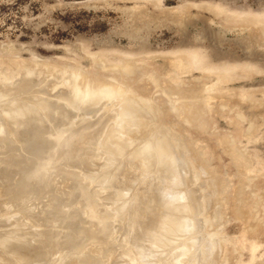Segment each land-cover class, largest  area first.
Here are the masks:
<instances>
[{
	"label": "rangeland",
	"instance_id": "rangeland-1",
	"mask_svg": "<svg viewBox=\"0 0 264 264\" xmlns=\"http://www.w3.org/2000/svg\"><path fill=\"white\" fill-rule=\"evenodd\" d=\"M178 56L184 62L181 67H175L171 63V59ZM54 67L62 73H52ZM43 69L49 70L50 75ZM37 72L41 73L39 77L42 85L38 84L25 92L29 87L25 86L29 80H34L36 76L38 78ZM79 72L81 77L91 80L92 85L104 79L111 85L113 83L129 87L134 95L145 99L154 108L153 114L149 109L143 111L150 112L154 119L125 132L132 143L115 162L110 163L112 153L106 148V141L110 132L119 127L112 129L108 125L105 128L111 118L105 126L96 123L104 112L116 110L114 102L121 97L120 92L110 97L99 96L98 99L107 98L106 102L110 100L114 103L103 104L100 110L98 107L95 110L96 106L86 102L77 113H68L71 109L65 98L75 93L69 92L68 84L71 79L74 81V74L79 75ZM0 77L3 78L0 79V89L4 88L8 92L0 105L1 112L16 100H13L15 95L17 98L20 96V99L29 97L35 100L39 95L36 107L27 116L30 123L23 117L6 120L9 129L5 131V127L4 132H1V128L0 133L5 136L0 134V140L7 135L6 139L13 137L11 140L19 141L32 130L41 131V128L30 127L33 120L41 117L47 119L44 121L50 127L60 125L53 128L55 130L52 127L47 129V133L53 135V139L61 136L63 141L68 138L69 141L79 139V134H73L84 124H87L85 129L91 125V130L105 128L99 140L101 142L95 149L100 156H95L88 164L80 162L81 171L75 167L68 168L80 177L78 185L75 184L73 188L74 192L66 197V201L53 204L50 193L46 191L36 200L30 199L31 195L27 194L22 199L26 206L23 207L25 215L40 219V209H44V219L37 221L39 226L36 229L41 232L39 235L42 236L44 245H47V249L42 248L41 242L37 245L42 248L38 251V254L42 253V257L48 255L46 252L54 253L67 246L81 250L91 244L92 240V244L102 255L110 251L116 253L117 249L136 248L141 258L135 259V264H196V256L200 257L197 264H264V0H0ZM91 82L89 81V86ZM60 84L63 88L68 87L67 92L62 90ZM45 99L46 103L43 101ZM40 106L43 108H39ZM13 107L17 108V105ZM51 108L57 114L50 112ZM89 111L96 113L84 114ZM62 114L67 117L63 118ZM79 116L83 118L77 120ZM67 118L73 123L62 124ZM4 122L5 120L2 123ZM157 125H164V133L169 139L170 135H176V140L180 141L181 138V141L183 139L188 143L189 149L192 148L187 152L185 150V154L183 152L186 158L183 183L187 192H190L189 200L192 199L197 208L188 211L187 215L194 216L203 223L198 230L199 241L193 244L195 251H184V244L189 243L194 229L166 232L162 228L170 226L168 219H163L164 223L156 225V219L152 218L144 226L141 225L143 198L164 186L166 165L159 163L161 165L157 164L153 168L146 165L141 155L128 156L127 152L133 147L141 149L142 145L139 143L152 132L149 129ZM60 127L71 129L58 135V131H63ZM8 130H12V133ZM13 131H21V135L15 137ZM172 139L170 147L175 158L178 151L174 147L175 140ZM73 145L70 149L68 146L62 147L61 156L58 153L60 157H57L61 160L55 158L56 162L52 163L48 161L49 155L47 163L38 167L44 173V177L40 178L45 181H42L45 188L47 184H54L60 190H65L64 181H68L69 177L64 176L63 181L57 175V172L66 171L63 168L57 170L60 162L69 160L70 164H74L73 162L89 159L88 153L93 150L92 147L87 145L90 150L83 148V159L82 152H72ZM66 149L68 154L61 158ZM2 152L0 150V156ZM194 159L198 163H204L200 170L205 171L198 174V181L190 164ZM20 174V171L14 173V183L18 181ZM155 174H158L157 177ZM209 175H212L211 178ZM85 179L88 183L85 182L84 185ZM209 183H212L209 193L214 194L206 197L207 191H202ZM0 189H5L0 196V204L4 202L2 207L5 211L8 209L7 219L9 218L8 223L0 224V233H6L9 229L12 230L15 217L23 214L24 209L18 207L21 201L12 199L14 196L10 195L9 190L6 192L2 183ZM107 194L109 200L103 199L101 202L100 196L105 197ZM200 198L205 199L202 201ZM213 199L218 201L214 200L213 203ZM198 202L202 203L201 206ZM82 204L86 213L81 214ZM212 204H216L214 210L220 214L212 212ZM58 206L65 207L62 214L50 215ZM102 209L118 211L119 217L114 216L116 214L113 211L111 215L100 213ZM77 212L79 216L76 215ZM206 219H211L212 223H208ZM28 220L31 217L26 218V223H22L21 228L15 229L13 233L27 236L33 228ZM100 221L105 223V229L101 228ZM82 223L86 226L96 224L97 227L92 228L93 230L86 229L85 236L79 237L83 234L80 228ZM140 232L144 235H140ZM137 233L144 240L138 239ZM210 233L215 237H209ZM105 237L108 242H105ZM252 243L255 245L254 249ZM212 252L214 255L216 252V255L212 256ZM117 255L116 262L119 259L120 264H123L122 255ZM18 256L21 259V255L16 254ZM14 257L13 263L22 264V260L20 262L16 258V261ZM7 262L8 260H3L1 264ZM12 262L9 261V264H13Z\"/></svg>",
	"mask_w": 264,
	"mask_h": 264
},
{
	"label": "bare ground",
	"instance_id": "bare-ground-1",
	"mask_svg": "<svg viewBox=\"0 0 264 264\" xmlns=\"http://www.w3.org/2000/svg\"><path fill=\"white\" fill-rule=\"evenodd\" d=\"M171 63L173 66L175 67H181L183 66L184 62L182 60V57H176V58H172L171 59ZM45 68V66H44ZM49 68V66L47 67V69ZM42 70V69H40ZM39 71V70H38ZM43 71L45 72L46 70L43 69ZM49 71V70H48ZM48 71H46L48 73ZM64 71V70H63ZM42 72V71H41ZM43 72V73H44ZM57 72H61L60 69H57V68H53L52 69V73H55V74H58ZM38 73V72H37ZM46 73V74H47ZM64 73V72H63ZM77 73V72H75ZM39 74H40V77H41V73L39 72L38 73V78L33 80H29V83L25 86H29L28 88H26L24 91L26 92H29L34 86H37L38 84L42 85V82H41V79L39 77ZM49 74V73H48ZM66 74V73H64ZM78 74V73H77ZM77 74H74V81L72 82V79L69 81L70 84H68L69 86V92H75V93H71V95H67V97L69 98H65V101H66V104L68 105V107H70L71 111H68V113L70 112H74L77 113L76 111L78 109H80V106L83 104V103H86V102H91V105L92 106H96V109L97 110V107L99 108V110L101 109V106L103 104H109L110 102L113 103L112 101L109 100V102L107 100V98H99V96H107V97H110L112 96L114 93H118L120 92V98L118 97L117 98V101L114 102L116 103V110L113 111V112H110V111H107V112H104L101 116H100V119L97 121L96 124H99L100 126H105L107 123H108V119H112L110 120V122L105 126V128L109 125L112 129L116 128L117 126L119 127L118 129L116 130H113L110 132V135L106 141V148L109 149V151L112 153L111 154V158H110V163L112 162H115L117 160V158H119L123 153H124V149L129 147L130 144L132 143L131 142V139L129 138V136H126L125 135V132H130L131 129H135L136 127H139V125H142L144 124V122H147L149 119L153 118L152 116L154 115H151L153 114L154 112V108L152 107V105L147 102L145 99H142L141 97L139 96H136L134 95L133 91L129 88V87H124V86H121L120 84H113L112 85L102 79L100 81H98L96 84L98 86H96V84L92 85L93 82H91V80H88L87 78L85 77H81L80 75V72H79V75ZM19 75V73H18ZM44 74H42V76H44ZM50 75V74H49ZM10 76V75H9ZM17 76V75H16ZM60 78H62L61 74L59 75ZM64 76V75H63ZM48 77V76H47ZM58 77V76H56ZM6 78V77H5ZM73 78V77H72ZM0 79H3L0 77ZM43 79V77H42ZM53 82L54 80L51 79ZM50 80V88L53 87L51 86V81ZM58 80V79H57ZM4 81V80H3ZM89 81L91 82V86ZM57 82V81H56ZM55 82V83H56ZM3 83V82H2ZM61 83V82H60ZM64 83V82H63ZM87 84V86H86ZM53 85V83H52ZM62 85V84H60ZM48 86V85H46ZM90 88H89V87ZM2 87V86H1ZM0 87V88H1ZM11 87V86H10ZM20 87V85L18 86ZM66 87V86H65ZM49 88V87H48ZM62 90L65 91L66 88H63V85H62ZM87 88V89H86ZM4 89V88H3ZM1 90L0 89V105H2L1 103H3V97L6 96V94H8V92L4 90ZM8 89V88H7ZM6 89V90H7ZM52 89V88H51ZM43 90H44V87H43ZM47 90V89H46ZM39 91V90H38ZM21 92V91H20ZM67 92V90H66ZM65 92V93H66ZM127 96V97H125ZM20 97V96H19ZM17 98L16 95L15 97L13 98L16 99L13 103H11V105L9 106V108H7L5 111L1 112L0 111V130L2 128H5L8 126V122H6V120L10 119V118H14V119H18V117H23L26 121H28V115L30 114L31 115V112L34 110V108L36 107L37 103L36 102L38 100V97H37V100L33 99V98H24L23 99H20V98ZM66 97V96H65ZM44 98V97H43ZM125 98V99H123ZM9 100V99H8ZM45 103L47 102L46 99L43 100ZM6 102V100H5ZM12 102V101H11ZM141 102V103H140ZM52 103V102H51ZM75 103L77 105H75ZM113 103V104H114ZM40 104V103H39ZM57 104V103H56ZM64 104V103H63ZM144 104V105H143ZM14 105H17V108H14L13 106ZM110 107V106H109ZM39 108H43L42 106H40ZM66 109V108H65ZM106 109V107L104 108ZM103 109V110H104ZM150 110L151 114L149 113H143V111L145 110ZM58 110V109H56ZM60 110V109H59ZM58 110V111H59ZM148 110V111H149ZM142 111V112H141ZM50 112H54L53 114H55V109L51 108ZM85 113H96V111L92 112V111H89V112H84ZM57 114V113H56ZM72 114V113H71ZM73 114V115H74ZM84 114H81V115H84ZM143 114V115H142ZM145 114V115H144ZM160 114V113H159ZM33 115V114H32ZM62 117L65 118L67 117V115H63L62 114ZM83 118V116H79L77 118V120ZM3 120H5V123L4 124L2 123ZM44 120H47V119H44V118H39V119H36V121H32V123L30 124L31 126L30 127H34V128H41L42 130L41 131H30L28 132L26 135H24L21 140H11V135H10V138L11 139H6L8 138L7 135H6V140L4 142H0V150H2V155L0 156V183L3 184V186L6 187V192L9 190L11 193L10 195L11 196H14L13 198L10 196V199H18L16 201L19 202V200L21 201V203L18 205V207H26L24 206L25 203L22 202V199L24 197L25 194L27 195H31L30 196V199H33V200H36L38 199L40 196L43 195V193L46 191V192H49L50 194V197H52V201L53 204H57V203H61V202H64L66 201V197L67 196H70L71 192L73 193L74 190L73 188L75 187V184H77V181H79V177L80 175L77 176V174L70 170L71 168L70 167H75L77 169H79V171H81V166L80 165V162L81 163H87L90 162V160L92 161L95 156H100V153L99 152H96L95 149L98 148L100 142L99 140L101 139V136L105 130V128L102 130L101 129H95V130H91V126H89L88 128L85 129V127L87 126V124H84L82 125L78 132L77 133H74V135L76 134H79L81 137H79V139H75L74 141L70 139V141L67 139H65V141H63V138L61 136H58L55 137L53 139V135L47 133V129L51 128H57L59 127L60 125H57L56 127L55 126H52L50 127V124H47ZM75 121V120H74ZM152 121V120H150ZM156 123L158 121L155 120ZM39 122V123H37ZM44 122V123H43ZM86 122V121H85ZM28 123H30V121H28ZM72 124L73 122L67 118L65 122H63L62 124ZM153 124V123H152ZM160 124V123H159ZM29 125V124H28ZM163 126L164 125H157L155 126V128H151L149 129V131L151 130L152 132L147 134L146 137L143 138L142 142L139 143L140 145H142V148H135L133 147L131 150H129L127 152V155L128 156H142L141 158L145 161L146 165L147 166H150V167H153L156 166L157 164L159 163H164L166 165V169H165V172H164V176L166 177V182L163 183V187H159L157 188L156 191L148 194L147 197L144 196L143 198V206H142V213H141V225L144 226L147 221H149V219H156L155 223L156 225H158V223L162 224L164 223L163 222V219H168V221L170 222V226L168 228H162L164 231L166 232H169V231H181V232H186V231H189V230H193L194 229V232L191 234V237H189V243H186L184 245H186L184 248V251L188 252L190 251L191 249L194 250V247H193V244L195 243H198L199 241V234H198V230L200 228V226H202V221L196 219V217L192 216H188L187 215V212L188 211H194L195 209V202L191 199L189 200L190 198V195L189 193L187 192L186 188H185V184L183 183L184 179H183V175L185 174L184 173V169L186 168V158L184 156L185 154V150L186 152L189 151L190 149L192 150V148L189 149V145L188 143H186V141H181V138H180V141L176 140V135H170V139H174L175 140V145L174 147L177 148V151H178V154L176 155L175 158L174 155H173V151L171 150L172 147H170V145H172L171 143V140L168 138V136L166 137L165 135V130L163 129ZM9 127V126H8ZM6 128L4 129L5 131H7V129L9 128ZM14 128L16 126H13ZM72 127V126H71ZM71 127H60V130H63V131H58V135H63L64 132L67 130H70ZM77 127V126H75ZM144 127V126H143ZM148 127V126H147ZM78 128V127H77ZM174 128V127H173ZM13 129V128H12ZM46 129V130H45ZM107 129V128H106ZM170 128H168L169 130ZM1 132H4V130ZM55 130V129H53ZM161 130V132H160ZM9 131V130H8ZM51 131V130H50ZM57 131V130H56ZM141 131V130H140ZM174 131V130H173ZM10 133H12V130L9 131ZM9 132L7 133L9 135ZM49 132V131H48ZM5 133V134H6ZM14 133V136L17 137V135H21V131H13ZM47 133V134H46ZM52 133V132H51ZM160 133V134H158ZM172 133V132H171ZM178 133V132H177ZM1 134V133H0ZM3 134V133H2ZM1 134V135H2ZM4 135V134H3ZM2 135V136H3ZM5 136V135H4ZM36 136H38V138H36ZM49 136H52V138H49ZM165 136V137H164ZM178 136V135H177ZM1 137V136H0ZM71 137V136H70ZM3 138V137H2ZM73 139V138H72ZM172 139V140H173ZM2 139L0 141H3ZM130 140V141H129ZM173 140V141H174ZM70 142V143H68ZM2 143V145H1ZM174 143V142H173ZM56 144H58L57 146H55ZM73 145V149H72V152H76V151H80L82 152L83 151V148H86V149H89L88 146L91 148L92 147V151L89 154V159H84L83 157V152L81 153V158H83L84 160H79V162H73L74 164H70L71 162L69 160L67 161H64V162H60L59 163V167L57 166V170H59L60 168H63L64 170L66 169V171H61V172H57V175H60L62 180H63V177H69L68 181H64V184H65V190H60L56 185L53 184L50 185V184H47L46 188H45V185H43V181L40 176H43L44 177V173L42 171H39L38 169L41 167L40 165H42V167L47 163V157L50 155V160L48 161H52L53 162H56L55 158L57 157H60V151L62 149V147H67L68 146V149H70L71 145ZM60 145V146H59ZM88 145V146H87ZM54 146H55V149H54ZM60 147V148H59ZM58 148V149H57ZM54 149V150H53ZM64 150L63 154H62V157L63 158L65 155L68 154L67 150ZM189 149V150H188ZM23 150V151H22ZM53 150V151H51ZM63 150V149H62ZM90 150V149H89ZM53 152V153H51ZM88 152V151H87ZM184 152V154H183ZM50 153V154H49ZM59 153V155H58ZM87 154V155H88ZM192 156V155H191ZM68 157V156H67ZM96 158V157H95ZM59 160H61L60 158H57ZM67 159V158H66ZM201 159V158H200ZM205 160V159H204ZM178 163H177V162ZM196 161V162H194ZM205 162V161H204ZM193 166V169L195 171L194 175L196 176L195 179L198 177V174H203V172L205 171H201L200 169H203V165L204 163L202 164L201 161H198L197 160H193L192 163ZM161 165V164H159ZM206 165V164H205ZM40 166V167H39ZM39 167V168H38ZM159 167V166H157ZM164 167V165H163ZM70 168V169H68ZM207 168V167H206ZM21 169V170H20ZM91 169V168H90ZM190 169V168H189ZM41 170V169H40ZM210 170V169H209ZM17 171H20L21 174H20V178L18 179V181L16 183H14V173L17 172ZM37 171V172H36ZM160 171V170H159ZM51 172V171H50ZM50 172H48L49 174H51ZM66 172V173H65ZM153 172V171H152ZM192 173V171H190ZM207 172V171H206ZM212 172V171H211ZM80 173V172H79ZM156 173V172H155ZM163 173V172H162ZM210 173V172H209ZM190 174V173H189ZM206 174V173H204ZM208 174V172H207ZM206 174V175H207ZM158 175V174H157ZM157 175L155 174V176L157 177ZM192 175V174H191ZM215 174H213V178L215 177L214 176ZM36 176H39L36 177ZM53 176V175H51ZM51 176H49V178H51ZM160 176V174H159ZM163 176V175H162ZM205 176V175H204ZM212 175H209L208 177H210ZM217 176V175H216ZM36 177V178H35ZM189 177V175H188ZM193 177V175H192ZM201 177V176H200ZM203 177V176H202ZM46 178V177H45ZM48 178V177H47ZM211 178V177H210ZM209 178V179H210ZM162 179V178H161ZM186 179V178H185ZM206 179V178H205ZM45 180V179H44ZM72 180V181H71ZM86 181H83L84 185H85V182H87V179H85ZM154 180V179H153ZM189 180V179H188ZM187 180V182H188ZM197 180V179H196ZM195 180V182H196ZM43 181V182H42ZM54 181V179L52 180V182ZM198 181V180H197ZM208 179L206 180V183H207ZM51 182V181H50ZM153 182V181H152ZM157 182H159L157 180ZM163 182V181H161ZM194 182V184H195ZM205 182V181H204ZM49 183V182H48ZM88 183V182H87ZM190 183H193V182H190ZM197 183V182H196ZM199 183V182H198ZM213 183V181H212ZM212 183H209L207 184V187L206 189H204L202 192L204 191H207V195L206 197H209L210 194L212 193H209V188L210 186L212 185ZM219 183V182H217ZM216 183V184H217ZM68 184V186H67ZM74 184V185H73ZM80 184V182H79ZM188 184V183H187ZM211 184V185H210ZM78 185V184H77ZM158 185V184H157ZM159 185H160V182H159ZM81 186V185H80ZM195 186V185H194ZM198 186V185H197ZM78 186H76V189H77ZM100 187V186H98ZM189 187V185L187 186ZM213 187V186H212ZM100 188H103V189H107L105 187H100ZM200 188V187H199ZM214 188V187H213ZM83 189V188H82ZM81 189V190H82ZM85 189V188H84ZM194 189V187L192 188ZM215 189V188H214ZM5 190V189H4ZM1 191L0 189V196L3 195V191ZM87 190V189H86ZM98 190H100L98 188ZM191 190V188H190ZM217 190V189H216ZM213 191V189H212ZM215 191V190H214ZM88 191H86L87 193ZM200 192V191H199ZM9 193V192H8ZM69 194V195H67ZM97 194V193H96ZM198 194V193H197ZM203 194V193H202ZM201 194V195H202ZM214 194V193H212ZM211 194V195H212ZM79 195V194H78ZM111 195V194H110ZM144 193L141 194V196H143ZM192 195V194H191ZM216 195V194H215ZM86 196V194H85ZM108 194L104 197L100 196V201L102 202L103 199L104 200H109V198L107 197ZM193 196V195H192ZM219 196V195H218ZM92 197V196H91ZM111 197V196H110ZM204 197V196H203ZM198 198V196H197ZM213 198V196H212ZM217 198V197H216ZM85 199V198H84ZM89 199V198H88ZM97 199V198H96ZM200 199H203L202 201H204L205 198H200ZM208 199V198H206ZM25 200V199H24ZM23 200V201H24ZM198 200V199H197ZM213 199V203L217 202V200ZM51 201V202H52ZM86 201H88L86 199ZM92 201V200H91ZM98 201V200H97ZM196 201V200H195ZM6 202V200H5ZM50 202V201H49ZM80 202V201H79ZM101 202H100V205H101ZM4 203V202H3ZM2 203V204H3ZM78 203V202H77ZM89 203V202H88ZM92 203V202H91ZM222 203V202H220ZM0 204V224H3V223H8V219H7V211L8 209L5 211L4 208L2 207L3 205ZM80 204V203H79ZM199 204V202H198ZM202 204V203H200ZM199 204V205H200ZM52 205V204H51ZM77 205V204H76ZM193 205V206H192ZM198 205V206H199ZM213 205V204H212ZM216 205V204H214ZM212 206V212H216L217 214L219 213V211H216L214 210V207L215 206ZM72 206V205H71ZM201 206V205H200ZM17 207V206H16ZM15 207V208H16ZM37 207H40L39 205ZM79 207V205H78ZM76 207V208H78ZM85 207V206H84ZM6 208V207H5ZM30 208V207H29ZM28 208V209H29ZM93 208V207H92ZM201 208V207H200ZM199 208V209H200ZM10 209V208H9ZM23 214H19L18 218L15 217L13 223H14V226L13 228H11L12 230L9 229V231H7L6 233H0V264L3 260H8V264H9V261L10 263L14 260L13 257L16 259L18 258L19 261L21 262L22 260V264H120V260L118 259V261L116 262V258L115 257H118L117 254H120L122 255V261H123V264H135V259L137 258H141L140 254L137 253L136 251V246H138L136 244V246H134L135 250L133 249H124V250H120L116 251V253L114 251H110L109 253H107L106 255H102L100 252V250H98L97 248H95L96 246H94V244H92V240H91V244H89L87 247L85 246V248L81 249L80 248H76V247H73V248H68L69 246H67L66 248H63V249H58L56 252L54 251H51V252H54V253H47L48 255H45L44 257H42V253L41 254H38V251L41 250L42 248L44 249H47V245L45 244L44 245V241H42L43 238H41L42 236L39 235V233L41 232H38L36 229H38L37 226H39V224L37 223L38 220H43V215L45 214L44 212V209H40L41 210V216H40V219L39 217H36V218H33V215H30L28 216L24 214L25 212V208H23ZM54 212L52 211V213H49L50 215H61L62 212L64 211L65 207H56L54 208ZM70 208H68L69 210ZM82 211H81V214L83 212H85L83 209V204H82ZM95 209V208H93ZM4 210V211H3ZM31 210V209H30ZM29 210V212L31 213V211ZM51 209H49L50 211ZM96 210V209H95ZM201 210V209H200ZM12 211V210H11ZM113 211V212H112ZM100 210V213H104L106 215H111L112 213L115 212L116 215L114 216H118L119 217V212L118 211H114V210ZM112 212V213H111ZM15 213V212H14ZM86 213V212H85ZM97 213V212H96ZM131 213L130 212V217H131ZM197 213V212H196ZM220 214V213H219ZM75 215V214H74ZM73 215V218L75 220V217ZM77 216H79V213L77 212L76 214ZM75 215V216H76ZM121 215V213H120ZM212 215V214H210ZM28 217H31V220H28L29 222H31L32 224V229L30 230V232L28 233L27 236H24V235H20V236H17L16 233H13V231L15 229H19L21 228V224L22 223H26L25 219L28 218ZM167 217V218H165ZM214 217V214L213 216ZM14 218V217H13ZM43 218V219H42ZM110 218V217H109ZM48 219V218H47ZM111 219V218H110ZM116 219V218H115ZM216 219V218H215ZM82 221V219H80ZM97 220V219H96ZM131 220V219H130ZM129 220V221H130ZM202 220V219H201ZM207 220V219H206ZM213 220V219H212ZM68 221V220H67ZM120 221V220H119ZM205 221V220H204ZM208 221V220H207ZM211 221V219H210ZM208 221V223L210 222ZM76 222V221H75ZM78 222V221H77ZM102 224H101V228H104L105 229V223H103V221H100ZM110 222V221H109ZM66 223V222H65ZM111 223V222H110ZM212 223V221L210 222ZM64 224V222H63ZM131 224V223H130ZM206 224V222H205ZM66 225V224H65ZM69 225V224H68ZM67 225V226H68ZM75 225V224H73ZM112 225V224H111ZM132 226H133V222H132ZM161 225H159V228H160ZM41 227L43 228V225H41ZM62 227V226H61ZM97 225L94 224V225H87L84 223H82L81 225V234L82 235H79L84 237L86 232L85 230L87 229H91L93 230L92 228H96ZM130 227V226H129ZM55 228V227H54ZM68 228V227H67ZM78 228V227H76ZM59 229V228H58ZM65 229V228H64ZM212 229V227H211ZM53 230V229H52ZM51 230V231H52ZM55 230V229H54ZM57 230V228H56ZM71 230V229H70ZM75 230V229H74ZM96 230V229H94ZM137 230V228H136ZM158 230V228H157ZM161 230V229H160ZM41 231V230H39ZM60 231V229H59ZM68 231V230H67ZM111 231V229H110ZM138 231V230H137ZM162 231V230H161ZM65 232V230H64ZM92 232H95V231H92ZM210 232V231H208ZM62 233V232H61ZM69 234V232H67ZM134 233V232H133ZM136 233V231H135ZM134 233V234H135ZM162 233V232H160ZM207 233V232H206ZM215 233V232H214ZM64 234V233H63ZM66 234V233H65ZM73 234V233H72ZM101 234V233H99ZM204 234V233H203ZM212 233H210L209 235H211ZM67 235V234H66ZM109 235V234H108ZM107 235V238H109V236ZM136 235H138V239L140 238L139 237V234L137 233ZM140 235L141 232H140ZM144 235V234H143ZM142 235V236H143ZM207 235V234H206ZM44 236V235H43ZM53 236H54V233H53ZM62 236V235H61ZM60 236V237H61ZM75 236V235H74ZM78 236V235H77ZM141 236V238H142ZM160 236V234H159ZM214 235H211L209 237H213ZM66 237L69 238V235H67ZM81 237V238H82ZM162 237V236H161ZM215 237V236H214ZM16 238V239H15ZM77 238V237H76ZM107 238L105 237V242H108L107 241ZM112 238V237H111ZM140 238V239H141ZM144 238V237H143ZM142 238V239H143ZM160 238V237H158ZM157 238V239H158ZM65 239V238H64ZM101 239V238H100ZM110 239V238H109ZM83 240V239H82ZM102 240V239H101ZM144 240V239H143ZM64 241V240H63ZM78 241V240H77ZM103 241V240H102ZM129 241V240H128ZM141 241V240H138V242ZM157 241V240H156ZM41 242L42 244V248L37 246L38 243ZM62 242V241H61ZM76 242V240H75ZM81 242V241H80ZM137 242V243H138ZM151 242V241H150ZM159 242V240H158ZM176 242V241H175ZM90 243V241H89ZM112 243V242H111ZM110 243V244H111ZM205 243V242H204ZM203 243V244H204ZM57 245V243H55ZM96 244V243H95ZM207 244H208V241H207ZM213 246H214V243H212ZM34 245V246H33ZM59 245V243H58ZM61 245V244H60ZM64 245V244H63ZM145 246V244H142ZM141 245V246H142ZM159 245V243H158ZM178 245V244H177ZM176 245V246H177ZM51 246V245H50ZM54 246V245H53ZM72 246V245H71ZM101 246V245H100ZM116 246V245H115ZM114 246V247H115ZM131 246V244H130ZM139 246V248L141 247ZM203 246V245H202ZM61 247V246H60ZM81 247V246H80ZM104 247V246H103ZM113 247V246H112ZM160 247V245H159ZM217 248V246H215ZM219 247V246H218ZM255 245H253L252 243V248L254 249ZM51 248V247H50ZM101 248V247H100ZM106 248V247H104ZM131 248V247H130ZM162 248V247H161ZM197 248V247H196ZM57 249V248H56ZM112 249H115V248H112ZM138 249V248H137ZM143 249V248H142ZM201 249V248H200ZM204 249V248H203ZM213 249V247H212ZM252 249V251H253ZM52 250V248L50 249ZM55 250V249H54ZM104 250V249H103ZM102 250V251H103ZM144 250V249H143ZM142 250V251H143ZM176 250V249H175ZM149 251V250H148ZM167 251V250H166ZM169 251V250H168ZM195 251V250H194ZM201 251H204V250H201ZM213 251H216V249H214ZM218 252V251H217ZM220 252V251H219ZM170 253V252H169ZM172 253V252H171ZM177 253V252H176ZM180 253V252H179ZM213 253V252H212ZM16 254H19L21 255V259L18 257H16ZM44 254V253H43ZM173 256L175 255L174 252L172 253ZM171 254V255H172ZM221 254V253H220ZM219 254V255H220ZM42 255V256H41ZM81 255V256H80ZM178 255V254H176ZM215 255H216V252H215ZM214 253L212 256H215ZM200 256V255H199ZM221 256V255H220ZM181 257V256H180ZM202 257H204V255H202ZM147 258V256H146ZM166 258V257H165ZM168 258V256H167ZM171 258V257H170ZM209 258V257H208ZM13 259V260H12ZM148 259V258H147ZM199 258H197L196 256V264H197V261H198ZM204 259V258H203ZM214 260L215 257H213ZM219 259V258H217ZM150 260V259H149ZM152 260V259H151ZM205 260H207V257L205 258ZM17 261V259H16ZM219 261V260H218ZM15 262V260H14ZM151 262V261H150ZM186 262V261H185ZM200 262V261H199ZM217 262V260H216ZM7 263H4V264H7ZM13 263V262H12ZM164 263H165V260H164ZM180 263V262H179ZM3 264V263H2ZM13 264H16V263H13ZM151 264V263H150ZM201 264V263H200Z\"/></svg>",
	"mask_w": 264,
	"mask_h": 264
}]
</instances>
